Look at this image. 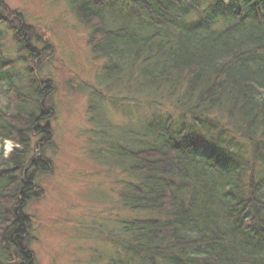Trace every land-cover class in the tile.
<instances>
[{"label":"trees","instance_id":"1","mask_svg":"<svg viewBox=\"0 0 264 264\" xmlns=\"http://www.w3.org/2000/svg\"><path fill=\"white\" fill-rule=\"evenodd\" d=\"M67 2L103 61L108 103L168 105L182 122L173 134L172 115L107 121L117 201L136 215L111 232L114 264H264V0ZM1 23L24 59L15 69L0 51V146H14L0 149V264H35L25 210L51 166L53 88L37 76L51 50L31 45L32 27L4 0ZM195 128L217 141L196 140Z\"/></svg>","mask_w":264,"mask_h":264},{"label":"rangeland","instance_id":"2","mask_svg":"<svg viewBox=\"0 0 264 264\" xmlns=\"http://www.w3.org/2000/svg\"><path fill=\"white\" fill-rule=\"evenodd\" d=\"M4 4L32 27L31 45L38 50L49 45L51 50L36 73L39 79L49 80L53 88L48 100L54 117L50 123L53 144L45 152L51 166L38 177L39 198L25 210L31 218L34 262L114 264L118 258L112 255L111 232L117 230L119 219L136 215L122 210L117 201L116 181L123 176L118 168L113 169L105 153L107 121L135 128L155 121L164 124L172 115L169 127L173 134L182 122L168 105L108 103V93L100 87L103 61L92 54L89 28L76 17L67 0H4ZM14 36V28L0 24V51L18 69L24 58L18 53ZM3 104L0 99V106ZM92 116L93 124L89 122ZM187 127L192 128L189 123ZM192 131L194 138L204 143L214 144L218 139L217 133L198 128ZM187 136L185 130L182 137ZM13 148L7 141L0 146L4 155Z\"/></svg>","mask_w":264,"mask_h":264}]
</instances>
